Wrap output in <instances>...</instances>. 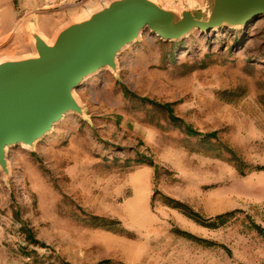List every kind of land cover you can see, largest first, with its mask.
Returning <instances> with one entry per match:
<instances>
[{
    "label": "rangeland",
    "instance_id": "1",
    "mask_svg": "<svg viewBox=\"0 0 264 264\" xmlns=\"http://www.w3.org/2000/svg\"><path fill=\"white\" fill-rule=\"evenodd\" d=\"M132 1L172 22L222 2L1 0L0 61ZM237 26L143 29L74 89L81 113L7 150L0 264H264V12Z\"/></svg>",
    "mask_w": 264,
    "mask_h": 264
},
{
    "label": "water",
    "instance_id": "2",
    "mask_svg": "<svg viewBox=\"0 0 264 264\" xmlns=\"http://www.w3.org/2000/svg\"><path fill=\"white\" fill-rule=\"evenodd\" d=\"M127 3V2H126ZM124 3L90 22L60 35L54 47L40 41L41 59L0 68V166L7 169L4 150L32 146L44 138L69 112L82 109L71 98L89 75L107 66L115 67V56L149 28L163 39H179L198 28L203 32L222 23L241 25L264 12L262 2L222 0L211 17L170 21L159 6L142 1ZM164 14L163 18L156 15ZM225 26V25H224Z\"/></svg>",
    "mask_w": 264,
    "mask_h": 264
},
{
    "label": "bare ground",
    "instance_id": "3",
    "mask_svg": "<svg viewBox=\"0 0 264 264\" xmlns=\"http://www.w3.org/2000/svg\"><path fill=\"white\" fill-rule=\"evenodd\" d=\"M197 1V0H196ZM204 14H207V17H205V19L203 20V22H207L208 20H209V18L211 17V15H210V11H205V12H203ZM165 14V13H164ZM164 14H157L156 13V15L157 16H159L158 18H163L162 16L164 15ZM164 16H166V19H168V17H167V15H164ZM259 16V15H258ZM164 19V18H163ZM182 20V19H181ZM225 25V27L226 28H229V27H233V28H238V29H240L241 28V26H236V25H233V24H226V23H222L220 26L223 28V26ZM233 28H229V29H233ZM158 34V33H157ZM159 35V34H158ZM140 35H138V37H139ZM160 36V35H159ZM60 37V36H59ZM59 37H58V39L56 40V43L58 42V40H59ZM55 43V44H56ZM55 44H54V46H55ZM46 46H48L47 44H46ZM53 46V47H54ZM49 47V46H48ZM38 59H41V57L39 56L38 57ZM14 63H17L16 61H12V60H10V61H0V68H4V67H7V66H12V65H14ZM86 80V79H85ZM84 81V80H83ZM82 81V82H83ZM71 98H72V100L79 106V103H78V101L76 100V98H75V96H74V91L71 93ZM70 113V112H69ZM68 113V114H69ZM68 114H66L65 116H64V118L68 115ZM7 148L4 150V153L6 154V152H7Z\"/></svg>",
    "mask_w": 264,
    "mask_h": 264
},
{
    "label": "trees",
    "instance_id": "4",
    "mask_svg": "<svg viewBox=\"0 0 264 264\" xmlns=\"http://www.w3.org/2000/svg\"><path fill=\"white\" fill-rule=\"evenodd\" d=\"M232 215V214H231ZM223 217V216H222ZM222 217H219L218 219H222ZM258 230H259V228H258Z\"/></svg>",
    "mask_w": 264,
    "mask_h": 264
},
{
    "label": "crops",
    "instance_id": "5",
    "mask_svg": "<svg viewBox=\"0 0 264 264\" xmlns=\"http://www.w3.org/2000/svg\"><path fill=\"white\" fill-rule=\"evenodd\" d=\"M1 1V0H0Z\"/></svg>",
    "mask_w": 264,
    "mask_h": 264
}]
</instances>
